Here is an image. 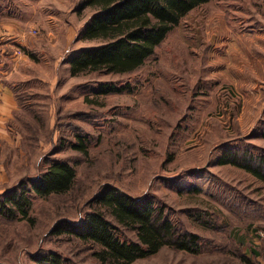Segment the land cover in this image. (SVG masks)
I'll return each mask as SVG.
<instances>
[{"label":"rangeland","instance_id":"rangeland-1","mask_svg":"<svg viewBox=\"0 0 264 264\" xmlns=\"http://www.w3.org/2000/svg\"><path fill=\"white\" fill-rule=\"evenodd\" d=\"M83 2L0 0V80L18 102L0 114V199L49 160L77 173L67 193L32 194L30 219L0 217V264H43L53 251L66 264H107L51 229L82 222L108 184L202 239L199 252L167 245L133 264H264V181L223 162L264 156V0L196 7L134 72L73 75L71 58L100 43L83 37L96 11Z\"/></svg>","mask_w":264,"mask_h":264},{"label":"trees","instance_id":"trees-1","mask_svg":"<svg viewBox=\"0 0 264 264\" xmlns=\"http://www.w3.org/2000/svg\"><path fill=\"white\" fill-rule=\"evenodd\" d=\"M209 1L84 0L82 7H92L96 11L83 37L99 40L100 43L81 49L71 58L72 74L88 71L134 72L155 54L170 31L190 11ZM73 147L87 153V140L79 139ZM235 153L224 158L223 162L243 167L264 181V156L256 157L248 153L240 156V153ZM76 179V169L69 161L49 160L47 168L38 178L20 182L12 193L0 199V217L30 219L32 194L49 197L67 193L75 185ZM93 201L92 210L87 212L82 222L75 224L62 219L51 231L78 236L104 263L133 264L167 245L189 252H199L201 249L202 239L198 233L179 227L166 215L164 208L138 199L114 185L103 187ZM113 218L134 230L136 239L123 238ZM39 261L43 264H66L62 253L55 251L40 257Z\"/></svg>","mask_w":264,"mask_h":264},{"label":"crops","instance_id":"crops-1","mask_svg":"<svg viewBox=\"0 0 264 264\" xmlns=\"http://www.w3.org/2000/svg\"><path fill=\"white\" fill-rule=\"evenodd\" d=\"M17 105L14 88L0 80V114L12 113Z\"/></svg>","mask_w":264,"mask_h":264}]
</instances>
